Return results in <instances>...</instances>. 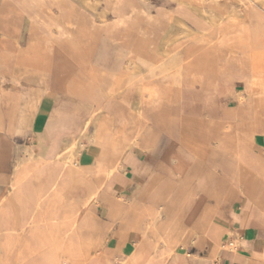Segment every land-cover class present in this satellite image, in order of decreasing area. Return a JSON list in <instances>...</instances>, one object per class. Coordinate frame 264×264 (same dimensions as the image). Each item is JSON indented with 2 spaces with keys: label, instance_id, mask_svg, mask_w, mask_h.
I'll list each match as a JSON object with an SVG mask.
<instances>
[{
  "label": "bare ground",
  "instance_id": "bare-ground-1",
  "mask_svg": "<svg viewBox=\"0 0 264 264\" xmlns=\"http://www.w3.org/2000/svg\"><path fill=\"white\" fill-rule=\"evenodd\" d=\"M106 1L105 7L100 11H96V16L99 19V24H96V26L101 31L100 34L102 32L116 34L114 36L119 46L118 53L128 61V66L119 70L110 84L107 83L106 78L112 75L110 73L113 72L106 70L103 65H98L99 57L92 55L98 50H93L91 54L86 53V51L84 52L80 47L81 43H83L78 38L80 36L77 37V34L73 32L74 26L78 28L79 32L83 30L81 26L83 24L77 23L81 12H84L83 10L87 8L94 9L89 0L58 1L59 13L55 16V19L65 26L66 36L65 38L62 36L54 37L52 40L54 47L51 51H48L49 48L47 49L44 46L45 38L37 35L36 30L35 33L28 34L26 46L15 50L20 46L18 45L19 39L11 40L10 36L14 34L20 36L22 30L25 29L24 26L26 24L24 25L23 13L13 3L8 4L3 2L0 5V48L3 49L0 55L1 61L4 63L14 55V58L17 59L16 63H10L8 68L13 70L11 71L12 74L25 78V80L36 79L38 81L39 79L42 83H46V75L51 74L54 76V81H52L51 85L62 94L57 107H54L50 114H44L40 117L39 126L45 128V120L46 116H48L50 119L63 120V123L66 125L65 127H72L77 124L76 117L78 112L85 111L87 114L82 121V129L75 135L70 134V143L65 148V151L53 152L50 148L46 155H33L29 151H26L25 155L21 156V161L14 167L13 178L7 185L4 193L0 196V239H5L3 243L0 242V264H31L28 262H31L34 257L28 259V256H20L19 254L15 255L13 262L9 258L5 260L1 259L3 252L8 247H14L13 249L16 251L19 245L18 242L10 243L9 238L11 236L22 238L23 230L28 226H31V229H35L31 234V241L40 245L60 241L62 245L69 246V253H73L70 246L76 245L82 249L81 252L83 250L87 252L93 251L90 250L91 248H85L86 244L84 242L87 236L85 229H89L94 222L87 212H93L97 209L96 204L99 202L98 194L94 190H89L85 199L76 200L67 199L65 192L66 190L77 188L79 183L93 180L95 175L104 174L107 178H113L116 169L105 168L101 163H97L95 168L85 170L80 166L79 159L83 152L88 151L89 144H95L98 147L104 146L118 151L114 148V140L120 135L123 123L117 120L113 108L116 105H126L125 100H127L126 96L129 93L133 91L141 95L145 92L153 93L165 85L166 79H171L169 90L172 91L178 86L184 71L187 74H208L214 70L213 67L219 57L231 56L238 50L244 52L242 55L247 57L245 60L250 61L255 66V70L258 68L257 66L264 70V0H168L170 4L174 5L173 9H159L154 15L145 13L141 4L136 0ZM51 2L53 3V1ZM47 3L49 4V2ZM111 14L119 16L118 23L116 22L115 24L109 20ZM85 16H87V13ZM100 45L103 46L104 43L101 42ZM57 50L62 54L58 53ZM8 51H11V53H8ZM96 53L98 54V52ZM4 55L8 58L5 57L3 59ZM103 56L107 57L105 54ZM101 60L103 61V59ZM228 62L230 63V61ZM253 67L252 69H254ZM212 73L215 74L214 71ZM255 75L254 77H257V79L251 81L246 79L247 84H260L262 89H264V79L261 78L263 75ZM204 78L206 79V77ZM213 79L215 80L214 77ZM209 87L206 88L204 86L206 89ZM188 96L190 97V95ZM246 97L247 94L244 90H238L235 94V98L239 103L246 100ZM132 108V111L139 116L141 113L140 107L136 105ZM254 112L256 113V111ZM254 115L251 116L254 117ZM113 118L119 124L116 128L112 127L109 123ZM107 134H110V136H107ZM132 145L131 141L127 142L125 146L123 145L124 147L120 145V147L124 148L123 153H121V155L124 154V157L120 158V164L131 159L130 152L127 153L126 150L130 149ZM238 148L240 149V147ZM262 173L264 174V172ZM32 191L34 192L33 196H35L34 200L31 196ZM31 203L35 204L36 210L28 212L26 207ZM50 227H52L51 230H49ZM218 241L214 239L215 244ZM238 244L239 242L235 245L233 244L232 249L220 244L219 248L220 251L228 253L231 250L232 253L237 254L238 250L235 251L234 248ZM78 260H74V262ZM261 264H264V261Z\"/></svg>",
  "mask_w": 264,
  "mask_h": 264
},
{
  "label": "rangeland",
  "instance_id": "rangeland-1",
  "mask_svg": "<svg viewBox=\"0 0 264 264\" xmlns=\"http://www.w3.org/2000/svg\"><path fill=\"white\" fill-rule=\"evenodd\" d=\"M58 1L0 0V5L3 2L15 4L16 8H19L23 13L24 25L26 24L24 27L28 31L32 25L47 26L48 23L46 22L53 20V16L59 13ZM89 1L91 5H95L96 9H102L107 2L106 0ZM136 1L141 4L144 12L150 15L156 14L159 9L171 10L174 7L168 0ZM109 20L118 23L119 16L111 14ZM29 25L30 27H28ZM25 44L26 39L23 37L20 39L18 48L26 46ZM58 53L61 52L58 51ZM243 53L242 50H238L231 56L219 57L213 67L215 74L210 71L209 76L206 73L187 74L184 71L183 76L185 75L184 77L188 80L182 76L178 86L174 88L176 90H169L171 79H166L165 85L153 93L145 92L141 95L133 91L127 95L125 102L128 107L124 106L125 119L120 135L114 140V148L119 153H123V147L131 141L133 145L129 150L132 149L136 153V156L139 157V163L135 170L130 169L126 172V167H123L113 175V181L123 184L127 190L123 192L125 201L121 199L123 206L113 212L111 218L113 230L102 245H98L92 252L85 250L81 252L82 249L77 245L70 246V249L73 250L71 252L74 254L69 253V246L62 245L60 241H53L44 245L31 241V234L35 229L28 226L23 230L22 238L15 236L9 238L10 243L18 242L19 245L16 251L13 249L14 247H8L3 252L1 259L9 258L13 262L15 255L19 254L20 256H28V259L34 257L31 262H28L31 264H108L102 262L100 257L103 247H105L115 250L113 264H122L121 258L124 257L123 250L127 242L130 241L133 244L138 240V237L129 232L121 233V227L125 225L121 218L124 210L132 202L150 201L152 199L165 200L164 204L168 205V209H163L161 212H163L165 219L169 218L171 214L175 215L174 224L176 227L185 225L187 217H191L192 222L197 225V232L200 233L212 229L222 230V226L227 220L235 222V229L230 230L226 239L221 241V244L225 243L228 248L232 249L238 243L235 240L241 235L237 229V222L251 209L246 199H243L242 191L250 187L259 169L264 172V89L260 84L252 85L246 82V79L250 81L257 79L254 77L255 74H257L255 76H264V70L259 66H257L259 69L256 67L257 70H255V66L250 61L245 60L247 57L242 55ZM6 55L3 59L8 58ZM242 56L243 58H241ZM13 59L17 60L12 55L4 62L7 68L10 65L9 61ZM0 64L2 63L0 62ZM117 64L119 68L128 66L127 60L124 57H119V55H117ZM215 67L220 68L217 70ZM8 69L10 72L13 71ZM263 76L260 77L264 79ZM204 86L210 87L206 89ZM238 90H244L247 94L246 100L242 103H239L235 98ZM260 92L263 93L262 96L259 94ZM40 99L41 94L35 88L8 81L0 74V132L11 140L12 146L26 143L27 131ZM136 105L140 107L139 116L132 111V107ZM241 107L242 109H240ZM255 119L257 120L255 121ZM109 123L114 128L119 125L115 118L111 119ZM120 145H124L121 146L122 149ZM11 158L12 148L1 156L0 173L4 181H0V196L12 179L14 166H12ZM17 164L15 163V166ZM208 181H212L211 192H205ZM262 184L264 189V183ZM116 193L119 195L122 192L117 190ZM31 194L34 200V192L32 191ZM27 206L28 212L36 210L35 204L31 203ZM96 207L95 212L93 211L89 215L91 219L103 217L101 214L102 206L96 204ZM161 220L162 217L160 216L150 217L143 225L147 231L145 234L147 246L151 251L159 248L160 245L157 236L150 227L152 223H161ZM51 229L52 227L49 228V230ZM194 237L193 234L192 238ZM4 241L5 239H0L1 243ZM198 247V243L191 242L186 249L187 256L192 257L196 254ZM85 248L90 247L85 245ZM234 249L239 251V246H235ZM74 260L78 261L74 262ZM219 262L220 259L217 256L214 264H219Z\"/></svg>",
  "mask_w": 264,
  "mask_h": 264
},
{
  "label": "crops",
  "instance_id": "crops-1",
  "mask_svg": "<svg viewBox=\"0 0 264 264\" xmlns=\"http://www.w3.org/2000/svg\"><path fill=\"white\" fill-rule=\"evenodd\" d=\"M92 6L94 7V9L87 8L83 10L85 13L81 12V15L78 19V21L80 22L77 21L78 24H83L81 25L83 28L82 32H79L78 28H76L75 26L73 27V32L77 34V37L80 36L78 38H80L81 42H83L81 43L80 47L83 49L84 52L86 51V53L91 54L93 50H98L96 51L98 52V54L94 52L92 55H97L99 57L100 64L98 63V65H103L106 70L113 72L110 73L112 75H109L106 78L107 83L110 84L113 81L116 73L119 70L123 69L119 68L117 64V55H120V53H118L119 48L117 39L115 37L116 34H113L111 32L110 33L113 35H111L110 33L107 34L105 32H102V34H100L101 31L98 30L99 28L96 26V24H99V19L96 16V11H100L101 9H96L95 5ZM86 13L88 17L85 16ZM55 16L56 15L53 16V20H51L50 22H46L48 23L47 26L38 27L32 25V27H30L29 29V32L26 30V28L22 30V34L20 35L21 37L18 34H14L15 36L11 35V40L16 38L19 39L18 45H20V39L25 37V39L27 40V36L35 33L36 30L37 35L43 36L45 38H43L44 46H46L47 49L49 48L48 51L53 50L54 45L52 43V40L54 39V37L62 36L65 38L66 36L65 26L62 25L58 20H56ZM80 17L83 19H81ZM113 22L116 24L115 21ZM41 28L44 30H42ZM50 34L53 36H51ZM93 39H95L96 41ZM90 42L92 44L94 43L93 47ZM101 42L104 43V47L100 45ZM110 43L111 45H109ZM19 48H16L15 50ZM100 48L102 51L100 50ZM90 49H92V51H90ZM2 50L3 49L0 48V55ZM112 52H114L113 54L115 56L113 54L111 55ZM8 53H11V51H8ZM104 54L107 55V57L103 56ZM100 58L103 59V61ZM124 59L127 60L125 57ZM0 62L3 64H0V74L4 77V79L8 81L18 82L19 84L27 87L35 88L41 94V99L39 100L36 111L31 119V123L27 131V140L24 145L20 144L19 146H17V144H15L14 146H12L11 140L5 134H2L0 132V162L1 156L8 150H11V148L12 158L10 160L12 162V166L14 167L15 163L21 161V156H24L26 151H29L33 155H46L48 149L50 148L53 150V152L65 151V148H67L70 143V134L75 135L76 133H78V131L82 129V121L87 115L86 112H78L76 117L77 124L72 127H65L66 125L63 123V120L50 119V117L48 116H46L45 128L39 126L40 117L44 114H50L54 107H57L62 97L61 92L57 89L55 90V87L51 85L53 80L52 75H46V83H42L39 79L38 81L36 79L25 80V78L12 74L10 70L6 66H4L5 64L1 61V56ZM9 62L11 64H14L16 63V60L13 59ZM62 102H64V100H62ZM124 106L125 105H116L113 108V112L115 113L116 118L120 123H124L123 120L125 119ZM88 146V151L83 152L80 155L79 159L80 166L85 170L93 167L95 168L97 166V163H101L105 168L116 169V171L123 167H126V172H128L130 169L135 170L138 167L139 157L136 156V153H134L132 149L126 150L127 153L130 152L131 159L120 164V158L124 157V154L121 155V153H119L118 151H114L104 146L98 147L95 144H89ZM261 171L262 170L259 169L250 187L242 191V197L243 199H246V202L247 204L249 203L251 209H249L247 214H245L242 218L239 219V222H237V229L241 232L240 237L235 240L239 242V251L237 254H234L232 252L227 253L224 251H220L219 248L221 241L226 239V235H228V232H230V230L235 229V222L227 220L224 222L222 230H213L212 228H210L212 230H205L204 232L200 233L197 232V225L192 222L191 217H187L185 220V222L187 223L185 225L176 227L174 224L175 215L171 214L169 218L165 219L163 216V212H161L163 209H168V205L166 203L164 204L165 200L152 199L150 201L132 202L128 205L129 207H126L127 209L124 210V214L121 218L122 220H124L125 225L121 227V233L123 234L129 232L132 235L138 237V240L135 241V243L133 244H131L130 241L127 242L126 247L123 250L124 257L123 259L121 258L122 264H213L217 256L220 259L219 264H261V262L264 261V189L262 184L264 183V177ZM13 175L14 168L12 171V178ZM0 181H4V178L1 173ZM207 183V191L205 192H211L210 189L212 187V181H208ZM118 184L119 183L117 181H113L112 178H107L106 175L99 174L95 175L93 180H88L83 183H79L77 188H74L73 190L69 189L65 192V197L67 199L76 200L85 199L87 197V194L89 193V190H94L98 194V204L102 206L101 214L103 217H99L97 219L92 218L94 222L91 224L89 229H85L87 232V236L85 238L84 243H86V246L90 247L93 251L95 248L98 247V245L100 246L104 243L102 241H105L107 239L108 235L113 230L111 223L113 212L116 209H121V207L123 206L121 199L124 200L125 194L123 192H125L127 188L123 184ZM117 190H120V192L122 193L117 195ZM91 213L92 212H87V214L89 215ZM159 216L162 217L161 223H152L150 228L152 229L153 233L157 236L160 247L151 251V249H149L147 246V242L145 239V234L147 231L144 229L143 225L150 217L156 218ZM193 234L195 235L194 238H192ZM214 239L219 240L217 244L214 243ZM191 242L198 243L199 247L197 249L196 254H194L192 257H188L186 249ZM221 245L227 246L225 243ZM114 254L115 250H112V248L109 249L103 247L102 254L100 256L101 261L108 264H113L112 261L113 257L115 256Z\"/></svg>",
  "mask_w": 264,
  "mask_h": 264
}]
</instances>
